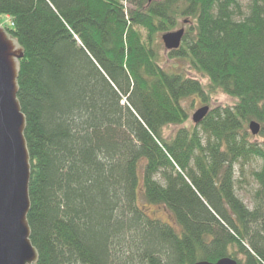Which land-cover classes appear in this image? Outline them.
<instances>
[{
  "label": "trees",
  "instance_id": "obj_1",
  "mask_svg": "<svg viewBox=\"0 0 264 264\" xmlns=\"http://www.w3.org/2000/svg\"><path fill=\"white\" fill-rule=\"evenodd\" d=\"M0 15L24 52L33 264H264V145L248 130L264 136V0H0ZM184 16L170 55L190 52L210 89L159 63L155 36ZM217 90L237 103L186 127L184 101ZM255 159L251 208L234 173Z\"/></svg>",
  "mask_w": 264,
  "mask_h": 264
},
{
  "label": "water",
  "instance_id": "obj_2",
  "mask_svg": "<svg viewBox=\"0 0 264 264\" xmlns=\"http://www.w3.org/2000/svg\"><path fill=\"white\" fill-rule=\"evenodd\" d=\"M160 0H149V2ZM185 28L163 36L169 51L178 50ZM23 48L0 23V264H33L38 251L31 242L28 213L31 207L29 185L31 158L25 137L26 117L18 100L20 59ZM210 112L209 106L198 109L192 119L200 124ZM253 135L261 132L260 122L249 125ZM195 264H239L225 257L217 262Z\"/></svg>",
  "mask_w": 264,
  "mask_h": 264
},
{
  "label": "rangeland",
  "instance_id": "obj_3",
  "mask_svg": "<svg viewBox=\"0 0 264 264\" xmlns=\"http://www.w3.org/2000/svg\"><path fill=\"white\" fill-rule=\"evenodd\" d=\"M241 1L244 6L247 5L248 3V0H241ZM127 6L131 7L130 4H127ZM9 21H10L9 18H7L4 15H0V23L2 24V27H4L5 29L6 26L9 24ZM176 24L177 25L175 28L169 31L161 32L157 34V36H155L157 40V45L159 46L158 50L160 53V57H159L160 65L170 74H183L186 76L195 77L202 82V84L206 87V89H210L209 78L205 76L193 64V58L190 52L188 54L185 53L179 56H171L170 51L165 47L162 36L166 32L176 31L181 28H185V31L187 32L188 29H190L194 25V21L189 16H184L178 19L176 21ZM207 94H209V92ZM210 100L211 101L209 103H205L201 100V98L197 96H192L184 101V106L190 117L189 121L185 124L186 127H191L195 124L192 117L198 109L204 106H209L210 110L219 105L234 106L237 103L238 98L228 95L224 93L222 90H217L216 92L210 94ZM249 125L250 123L248 124V130L252 136V141L264 145V136H261L260 133L258 135H253L250 131ZM177 129L178 126H169L168 128H166L165 133L167 136H172L174 135ZM261 165H262V161L260 159H255L246 165L245 172L243 175L240 173L239 171L240 169L238 167L235 169V173H234V178L236 180H239L236 183V193L251 208L253 207L252 194L257 187L256 180H254L252 176V170L259 169ZM139 204L151 217L160 219L161 221L172 225L176 224L173 215L165 206L148 203L143 198V195H141L139 199Z\"/></svg>",
  "mask_w": 264,
  "mask_h": 264
}]
</instances>
